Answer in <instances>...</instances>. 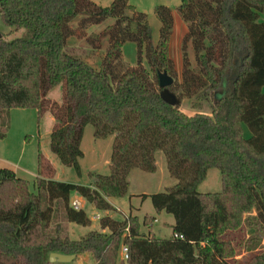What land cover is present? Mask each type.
<instances>
[{
	"label": "trees",
	"instance_id": "trees-1",
	"mask_svg": "<svg viewBox=\"0 0 264 264\" xmlns=\"http://www.w3.org/2000/svg\"><path fill=\"white\" fill-rule=\"evenodd\" d=\"M175 12L186 27L179 74L168 52L174 26L168 6L155 8L160 26L152 42L145 13L127 0L107 6L91 0H0L4 23L28 30L12 39L0 32V139L12 108L40 114L45 88L60 84L66 107L50 111V148L62 164L81 174L86 124L95 138L114 136L108 172L90 171L88 184L44 177L40 153L32 188L13 170L0 168V264L19 258L24 264H56L48 261L50 252L89 253L94 264H118L120 245L127 247V264H233L227 260L235 253L228 232L247 224L252 233L237 243L249 253L241 264H264V0H180ZM108 18L113 23L88 34L89 26ZM75 36L100 53L95 65L69 52ZM126 42L135 44L133 64L123 57ZM158 70L174 79L168 87L174 104L160 96ZM183 99L198 110L185 114ZM157 150L176 181L148 196L157 212L173 215L168 238L144 234L130 214L121 220L103 215L100 230L80 239L64 233L60 218L91 224L83 208L72 207V193L98 210H114L105 196L126 197L130 170L154 172ZM209 168L219 170L221 189L203 193L197 188ZM250 210L252 217H242Z\"/></svg>",
	"mask_w": 264,
	"mask_h": 264
},
{
	"label": "rangeland",
	"instance_id": "rangeland-1",
	"mask_svg": "<svg viewBox=\"0 0 264 264\" xmlns=\"http://www.w3.org/2000/svg\"><path fill=\"white\" fill-rule=\"evenodd\" d=\"M92 2L107 6L113 0H91ZM128 3L137 11L145 13L150 29L152 42H156L159 36L160 22L155 14V8L159 5L168 6L175 12L180 0H127ZM80 18V16H78ZM77 22H73L71 25H75ZM113 23V19H106L98 24H93L88 27L87 32L98 33L105 26ZM86 31V30H84ZM0 32L6 39H12L19 36H27L28 30L21 28L15 30L13 27L4 23L0 16ZM181 35V34H180ZM105 42V41H103ZM69 52L73 55L80 56L90 64L95 65V61L99 59L100 53L95 52L94 48L89 47L83 36H75L68 41ZM190 43V42H188ZM187 43V44H188ZM104 44V43H103ZM189 47H187L188 50ZM191 50V48H190ZM192 51V50H191ZM123 57L129 63H135L136 60V48L132 42H126L122 46ZM169 55L173 57L174 66L177 73H180V53L181 44L179 37L176 35L169 42ZM193 53V52H192ZM193 56H192V64ZM182 65V61H181ZM177 74V75H178ZM45 100L43 103L45 110H41L40 114L34 110V108H12L9 111V115L6 121V136L0 139V156L7 157L8 161H0V168H10L11 165L21 166L25 164V169H17L19 177L25 178L30 182V187H33V181L38 175L37 166L34 167L33 162L37 157V153L40 152L41 156L46 160V167L44 171V177L57 181L73 182L77 184H88V173L90 171H97L99 173H107L110 164V154L113 142V135H109L104 138H95L93 135V126L86 124L83 128L82 138L80 141V148L83 152V156L79 159L81 174L78 175L72 166L62 164L56 155L50 148V131L55 118L50 111L57 106L66 107L64 101L63 88L60 85L52 87L51 89L45 88ZM62 109V110H63ZM180 109L185 114H192L196 108L191 107V103L187 99H183ZM203 111H210L207 104H204ZM62 110L60 111L61 113ZM245 136H248V129L244 128ZM31 159V169L28 167V160ZM33 160V162H32ZM6 162V163H4ZM11 162V163H9ZM156 170L154 172H147L139 168H133L128 175L129 188L132 206L127 209L126 203H118L119 208H115L113 211H109L110 216L121 220L126 215H132L137 217L141 223L140 231L150 236H156L160 238H168L172 233V223L174 221L173 215L167 212H157L152 206L150 198L148 197L152 193L163 191L166 187L172 185L173 177L168 173L165 158L161 150L155 152ZM11 164V165H10ZM198 191L217 192L221 189L220 172L217 168H209L207 170L206 178L198 185ZM140 194H146V198H141ZM74 193L71 194V197ZM71 199V198H70ZM72 200V199H71ZM71 202V201H70ZM112 202L115 203L114 200ZM83 209L87 216L91 219V224L88 226L78 225L76 223L67 222L63 219H58L63 231L71 239H80L85 236L89 231L100 230L99 220L93 218L94 215L99 213L100 215L106 214L104 210H98L95 207H91L89 204L82 202ZM128 205V204H127ZM122 211V212H121ZM254 212L252 210L243 212L242 217H252ZM109 215V214H108ZM154 218H153V217ZM155 219V221H154ZM252 225L257 227L254 219L249 220ZM143 222V224H142ZM255 223V224H254ZM249 225H245L237 231L228 232V237L231 238L232 243L235 246V253L227 258V260L233 264H241L245 261L249 255L244 250L245 245L237 244L239 240L243 239L252 233V229L248 228ZM261 244H264V234H259ZM237 244V245H236ZM122 246L118 249V264H127L123 259ZM16 264H24L23 258H19ZM56 264H94V259L89 253H82L75 256L68 263H56Z\"/></svg>",
	"mask_w": 264,
	"mask_h": 264
},
{
	"label": "crops",
	"instance_id": "crops-1",
	"mask_svg": "<svg viewBox=\"0 0 264 264\" xmlns=\"http://www.w3.org/2000/svg\"><path fill=\"white\" fill-rule=\"evenodd\" d=\"M173 20H174V26H173V32H172V36H171V39H170V41H172V39L175 37V35H176V37L178 38L179 37V39H180V44H181V40H182V37H183V35H184V33H185V30H186V27H185V24H184V22L182 21V19H181V17L176 13V12H174L173 13ZM181 34V35H180ZM187 47H189L188 48V50H187V52H188V56H189V58H190V60H191V63H192V56H193V53H192V51L190 50V43H188L187 44ZM180 57H181V53H180V55H179ZM171 57H172V55H171ZM172 59H173V57H172ZM174 61V60H173ZM178 64H180V66H181V58H180V61L178 62ZM180 69H181V67H180ZM35 110V109H34ZM53 124H54V121H53ZM52 124V125H53ZM40 153V152H39ZM39 153H37V157H36V159H35V161L33 162V160H32V162H33V165H34V167H36L37 166V158H38V154ZM5 159L8 161V158L7 157H2V156H0V161H5ZM4 163H6V162H4ZM9 163H11V162H9ZM30 163H31V159H29L28 160V167H30L31 169H33L34 167H31V165H30ZM26 164V163H25ZM25 164H22L21 166H18V167H16L17 165L15 164L14 166L13 165H11V167L13 168V169H11V170H13L14 171V173L18 176V173H17V169H25ZM27 165V164H26ZM10 169V168H9ZM37 170H38V167H37ZM129 175V174H128ZM19 177V176H18ZM22 178V177H21ZM25 179V178H24ZM176 181L173 179V181H172V183H175ZM130 193H128V195L126 196V197H122V198H119V197H114V196H105V198L108 200V202L114 207V210H115V208H119V205H118V203L120 202L122 205L123 204H125L126 203V207H127V209H130L131 207H133L132 206V203H131V197H130V195H129ZM71 199L73 200V199H76L78 202H79V204H80V207L82 208L83 207V205H82V202H85V203H87V204H89L83 197H81V196H79L77 193H74V196L73 197H71ZM112 200H114L115 201V203L114 202H112ZM128 204V205H127ZM91 207H93V205H91V204H89ZM105 211V213L106 214H104V215H108L109 214V216H110V213H109V211L108 210H104ZM113 211V210H112ZM122 212V211H121ZM161 212H163V211H161ZM97 215H98V217H97ZM124 215H126V214H124ZM101 216H103V215H100L99 213H97L96 215H94L93 216V218H95V219H98L99 220V218L101 217ZM154 221H155V219H154ZM173 224V223H172ZM104 231H106V230H104Z\"/></svg>",
	"mask_w": 264,
	"mask_h": 264
},
{
	"label": "water",
	"instance_id": "water-1",
	"mask_svg": "<svg viewBox=\"0 0 264 264\" xmlns=\"http://www.w3.org/2000/svg\"><path fill=\"white\" fill-rule=\"evenodd\" d=\"M157 78L159 87L162 88L160 91L161 98L167 103L174 104L176 102L175 96L168 90V87L173 83L174 79L165 70L157 71ZM76 254H64L58 252H50L48 255V261L52 263H68Z\"/></svg>",
	"mask_w": 264,
	"mask_h": 264
},
{
	"label": "built area",
	"instance_id": "built-area-1",
	"mask_svg": "<svg viewBox=\"0 0 264 264\" xmlns=\"http://www.w3.org/2000/svg\"><path fill=\"white\" fill-rule=\"evenodd\" d=\"M71 205H72V207H74L76 209L80 208V204L76 199L71 200ZM97 217H98V215H97ZM174 237L181 238L182 236L178 235V234H174ZM122 251H123V259L125 260L128 258L127 247L123 245Z\"/></svg>",
	"mask_w": 264,
	"mask_h": 264
}]
</instances>
